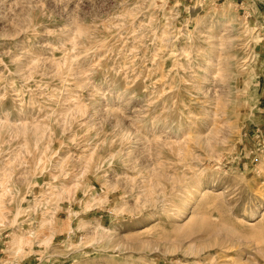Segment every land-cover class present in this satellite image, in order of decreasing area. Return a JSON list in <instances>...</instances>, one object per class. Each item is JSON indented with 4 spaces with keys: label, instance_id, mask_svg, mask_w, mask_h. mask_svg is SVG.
Here are the masks:
<instances>
[{
    "label": "rangeland",
    "instance_id": "374dc122",
    "mask_svg": "<svg viewBox=\"0 0 264 264\" xmlns=\"http://www.w3.org/2000/svg\"><path fill=\"white\" fill-rule=\"evenodd\" d=\"M0 264H264V0H0Z\"/></svg>",
    "mask_w": 264,
    "mask_h": 264
},
{
    "label": "bare ground",
    "instance_id": "6f19581e",
    "mask_svg": "<svg viewBox=\"0 0 264 264\" xmlns=\"http://www.w3.org/2000/svg\"><path fill=\"white\" fill-rule=\"evenodd\" d=\"M45 225V224H44ZM16 244H22V240H20L16 235L14 236V241L12 242V245Z\"/></svg>",
    "mask_w": 264,
    "mask_h": 264
}]
</instances>
